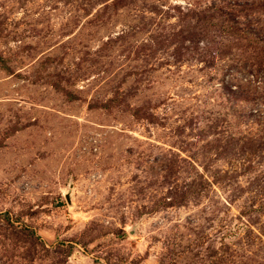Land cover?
<instances>
[{
  "label": "rangeland",
  "instance_id": "rangeland-1",
  "mask_svg": "<svg viewBox=\"0 0 264 264\" xmlns=\"http://www.w3.org/2000/svg\"><path fill=\"white\" fill-rule=\"evenodd\" d=\"M0 264H264V0H0Z\"/></svg>",
  "mask_w": 264,
  "mask_h": 264
}]
</instances>
